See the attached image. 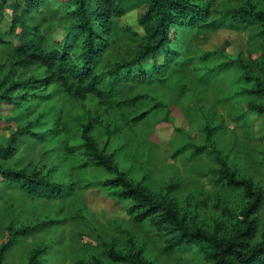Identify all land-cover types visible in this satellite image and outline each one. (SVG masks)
Instances as JSON below:
<instances>
[{
    "label": "rangeland",
    "instance_id": "374dc122",
    "mask_svg": "<svg viewBox=\"0 0 264 264\" xmlns=\"http://www.w3.org/2000/svg\"><path fill=\"white\" fill-rule=\"evenodd\" d=\"M149 1L118 0L126 14L115 18L106 38L100 68L105 78L148 42L146 31L153 24ZM18 2L23 6L22 0ZM193 3L209 15L207 23L248 4L264 12V0ZM71 12L70 0H41L35 23L67 42L68 34L74 33ZM2 18L0 30L8 38L12 9ZM232 23L227 20L217 30L205 29L201 23L177 26V41L168 44L166 55L156 58L157 64H163L174 57L173 65L164 76L130 82L129 102L112 108L92 97L74 99L54 86L45 91L32 87L27 82L43 78L44 70L15 66L0 47V151L8 154L6 159L0 154V167L63 191L54 198L49 192L47 197L34 196L0 178V250L8 245L4 264H27L34 254L41 264H106L111 263L107 253L112 249L136 255L147 264H212L197 246L166 253L155 229L135 224L128 215L130 202L119 201L99 186L111 176L83 167L81 134L92 119L97 120L93 136L99 148L113 155L131 180L157 198L168 194L174 198L192 231L234 235L243 227L241 213L248 202L241 192H227L214 182L224 160L240 180L264 191V115L248 108L250 102L264 106V98L238 96L243 71L237 61L245 55L261 65L264 38L257 37H263L257 27L245 30L234 23L238 32L228 27ZM97 31L101 36L99 26ZM83 41L71 38L70 44L81 46ZM154 68L153 58L144 63L146 71ZM143 114L145 119L134 122ZM68 142L78 148L77 154H68ZM186 146H209L216 152L193 159L186 151L176 155ZM254 220L261 233L264 203Z\"/></svg>",
    "mask_w": 264,
    "mask_h": 264
},
{
    "label": "trees",
    "instance_id": "16d2710c",
    "mask_svg": "<svg viewBox=\"0 0 264 264\" xmlns=\"http://www.w3.org/2000/svg\"><path fill=\"white\" fill-rule=\"evenodd\" d=\"M18 1L20 0H0V25L6 10L12 9L13 13V24L8 38L0 30V47L15 66L24 69L38 67L44 70L43 78L31 79L27 83L40 91H45L51 86L60 88L70 97L81 101L92 97L111 108L116 107L115 104L119 106L129 102L126 96L130 82L139 84L164 76L169 70L176 58H168L163 64H157L156 58L166 55L168 44H175L172 41H177V26L194 27L201 23V27L205 29L217 30L220 25L224 26L227 20H232L233 23L228 26L231 29L238 31L234 23L243 25L245 30L257 27L263 36L257 34V37L264 38V12L256 10L251 4L226 13L219 21L207 23L209 15L203 8L195 5L193 0H150L149 15L153 24L149 31H146L149 35L148 42L140 47L133 59L114 66L108 72L110 75L105 78L107 74L101 72L100 68L108 46L106 38L114 27L115 18L126 14L125 10L118 7V0H70L74 33L68 34V37L75 40L84 39L81 46L70 44L71 38H68L67 42L59 41L53 36L50 28H43L35 23L34 12L41 0H22L23 6ZM203 1L216 4L221 0ZM97 26L100 27L101 36L98 35ZM11 38L14 41H11ZM151 58L154 59L155 68L146 71L144 63ZM237 61L243 71V75L238 79L241 89L238 96L264 98V62L259 65L253 58L245 55H240ZM135 68H138V71L133 75L131 71ZM4 99L10 100L7 96ZM248 108L257 115H264L262 105L250 102ZM146 117L147 114H143L135 118L134 122L139 123ZM98 126L97 120L92 119L83 127V167L96 168L111 176L99 186L119 201L130 202L128 215L132 221L135 224L150 225L155 229L156 238L166 245V253L197 246L205 251L206 258L212 264H264V229L260 233L254 220L264 203V191L257 189L250 181L240 180L227 162L221 160V168L214 185L227 192H241L245 197L248 203L241 213L243 227L229 237H219L204 230L192 231L181 217L174 198L169 194L157 198L147 187L136 184L122 172L113 155L99 148L93 136ZM27 135L35 138L39 136L34 133ZM66 151L75 155L78 148L68 142ZM185 151L191 154V159L203 155L212 156L216 152L209 150V146H186L176 155ZM2 153L4 154V151H0V154ZM7 155L4 154L3 158L6 159ZM0 178L10 187H19L34 196L47 197L49 192V197L54 198L63 192L56 190L57 185L1 167ZM7 248L8 245H4L0 250V264H4ZM107 256L111 263L106 264H147L136 255H124L114 249L110 250ZM27 264H41L38 254H34ZM89 264L105 263L95 261Z\"/></svg>",
    "mask_w": 264,
    "mask_h": 264
}]
</instances>
